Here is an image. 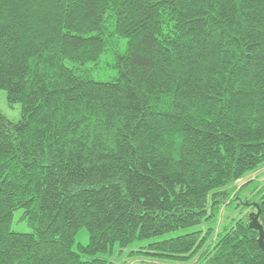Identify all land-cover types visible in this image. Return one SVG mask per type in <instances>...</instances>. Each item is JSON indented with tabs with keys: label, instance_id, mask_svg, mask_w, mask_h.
Masks as SVG:
<instances>
[{
	"label": "trees",
	"instance_id": "16d2710c",
	"mask_svg": "<svg viewBox=\"0 0 264 264\" xmlns=\"http://www.w3.org/2000/svg\"><path fill=\"white\" fill-rule=\"evenodd\" d=\"M0 91V264H264V0H0Z\"/></svg>",
	"mask_w": 264,
	"mask_h": 264
},
{
	"label": "rangeland",
	"instance_id": "374dc122",
	"mask_svg": "<svg viewBox=\"0 0 264 264\" xmlns=\"http://www.w3.org/2000/svg\"><path fill=\"white\" fill-rule=\"evenodd\" d=\"M109 61L102 59L97 66H91V76L95 81L105 82L113 79L116 76V71L111 68V61ZM0 111L8 120L13 122L18 121L21 116L20 106L16 104L10 107L7 103L6 93L4 91H0ZM252 182L257 183L258 185L264 184V166L256 170L255 172L248 174L233 186L239 188L245 184H249ZM243 204H248L249 206L247 207L249 208L252 207L250 206V203ZM251 213L256 212L252 211ZM239 214L240 213L238 211H228L225 207L221 208L216 230L220 231L221 227L232 225L235 221L241 218V215ZM21 215V211H18L14 214L10 229L12 232L16 233H29L30 229L28 228L26 222L21 220ZM193 230H198V228H194L189 231ZM87 242V233L85 232V230L80 231L76 237V245H86ZM144 252H146V249H144V244L136 243L125 249H119L118 247H116L113 254L106 259L110 262V264H174L170 262H162L156 258L149 257Z\"/></svg>",
	"mask_w": 264,
	"mask_h": 264
},
{
	"label": "water",
	"instance_id": "95a60500",
	"mask_svg": "<svg viewBox=\"0 0 264 264\" xmlns=\"http://www.w3.org/2000/svg\"><path fill=\"white\" fill-rule=\"evenodd\" d=\"M246 206H249L248 204H245ZM250 206L255 207L256 208V213H250L249 215V227L256 231L259 235L258 237V245L260 247V249L263 251L264 253V231L262 226L260 225L258 219H259V206L257 204H251Z\"/></svg>",
	"mask_w": 264,
	"mask_h": 264
}]
</instances>
